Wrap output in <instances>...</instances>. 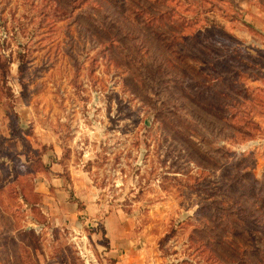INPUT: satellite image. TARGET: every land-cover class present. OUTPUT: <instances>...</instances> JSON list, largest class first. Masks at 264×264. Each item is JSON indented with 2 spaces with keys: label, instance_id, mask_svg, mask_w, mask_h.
Returning <instances> with one entry per match:
<instances>
[{
  "label": "rangeland",
  "instance_id": "rangeland-1",
  "mask_svg": "<svg viewBox=\"0 0 264 264\" xmlns=\"http://www.w3.org/2000/svg\"><path fill=\"white\" fill-rule=\"evenodd\" d=\"M111 215L141 264H264V0H0V264H108Z\"/></svg>",
  "mask_w": 264,
  "mask_h": 264
},
{
  "label": "crops",
  "instance_id": "crops-1",
  "mask_svg": "<svg viewBox=\"0 0 264 264\" xmlns=\"http://www.w3.org/2000/svg\"><path fill=\"white\" fill-rule=\"evenodd\" d=\"M8 112L9 111L5 110L4 119L6 123L4 125L10 128L9 121H11V117ZM11 140H13V138L10 136L9 140H7L8 143H11ZM56 179L59 180V178L54 177V180ZM60 189H58L59 192L63 194L67 193L65 186ZM115 219L118 218L111 215L107 216L106 219L102 221L104 222V226L107 230V233L105 234L107 242L105 244H101V247H99V251H101V259L104 263L108 262V264H141L142 255L136 256L131 253V229L129 227L126 228L124 224L119 223L116 225V230H111L110 227L112 226V220ZM100 264L102 263L100 262Z\"/></svg>",
  "mask_w": 264,
  "mask_h": 264
},
{
  "label": "built area",
  "instance_id": "built-area-1",
  "mask_svg": "<svg viewBox=\"0 0 264 264\" xmlns=\"http://www.w3.org/2000/svg\"><path fill=\"white\" fill-rule=\"evenodd\" d=\"M79 254L84 259L86 264H100L95 251L86 242H84V244L79 247ZM97 261L99 263H97Z\"/></svg>",
  "mask_w": 264,
  "mask_h": 264
}]
</instances>
